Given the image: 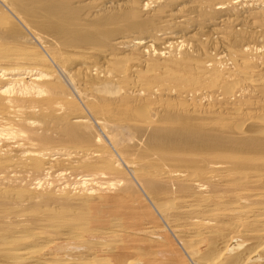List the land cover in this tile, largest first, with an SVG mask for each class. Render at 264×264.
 I'll return each mask as SVG.
<instances>
[{
    "label": "bare ground",
    "instance_id": "6f19581e",
    "mask_svg": "<svg viewBox=\"0 0 264 264\" xmlns=\"http://www.w3.org/2000/svg\"><path fill=\"white\" fill-rule=\"evenodd\" d=\"M139 207L264 264V0H0V264H142Z\"/></svg>",
    "mask_w": 264,
    "mask_h": 264
},
{
    "label": "rangeland",
    "instance_id": "374dc122",
    "mask_svg": "<svg viewBox=\"0 0 264 264\" xmlns=\"http://www.w3.org/2000/svg\"><path fill=\"white\" fill-rule=\"evenodd\" d=\"M129 203L131 204V202ZM129 203L125 205H130ZM130 209L134 213L133 219L132 220L126 219L125 228L123 229V232L122 231L116 232V234L119 232L118 234L120 235V237L115 238V240H122V243H120L121 246L118 248V250H120L118 253L119 255L123 256L124 258L139 259L142 262V264H181V263L188 264L190 263L189 258L187 257V255H185L186 252L182 248V245L175 239V237L171 234V232L170 231L168 232V229H166L163 226V222L162 221L159 222L160 219H156L154 215L152 214L149 215L152 209L150 208L146 209V207H143V208L139 207L138 209L137 208H130ZM149 226H152L153 228L149 230L150 228H147ZM163 227L164 229L162 230ZM157 229L161 231H158ZM149 231L152 234H150ZM151 231H153L154 233ZM154 234H157V235H154ZM161 237L163 238L161 239ZM159 239L160 241H158ZM200 248L201 250L202 249L204 250V247L201 246ZM100 254L103 255L102 252H100ZM176 254H178L179 256L178 255L176 256ZM179 257H180V260H179ZM182 259H183V262H181Z\"/></svg>",
    "mask_w": 264,
    "mask_h": 264
}]
</instances>
